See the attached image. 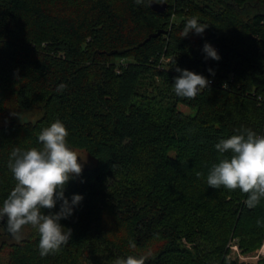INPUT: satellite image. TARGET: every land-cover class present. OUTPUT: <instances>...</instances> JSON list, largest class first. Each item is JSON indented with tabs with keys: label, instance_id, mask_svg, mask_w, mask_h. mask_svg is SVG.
Instances as JSON below:
<instances>
[{
	"label": "trees",
	"instance_id": "obj_1",
	"mask_svg": "<svg viewBox=\"0 0 264 264\" xmlns=\"http://www.w3.org/2000/svg\"><path fill=\"white\" fill-rule=\"evenodd\" d=\"M193 18L208 28L182 38ZM205 43L219 61L205 59ZM176 67L212 81L178 97L194 115L173 108L164 117L135 101L143 76L172 87ZM260 96L264 0H0V207L16 183L11 153L42 147L40 132L56 120L68 146L96 160L66 186L69 202L83 197L60 221L68 244L41 257L39 234L25 226L31 233L9 246L5 264H115L148 250L145 264H245L228 258L227 244L262 246L264 201L249 209L246 194L212 189L207 175L225 158L220 139L238 129L264 136ZM33 109L40 118L24 120Z\"/></svg>",
	"mask_w": 264,
	"mask_h": 264
},
{
	"label": "clouds",
	"instance_id": "obj_2",
	"mask_svg": "<svg viewBox=\"0 0 264 264\" xmlns=\"http://www.w3.org/2000/svg\"><path fill=\"white\" fill-rule=\"evenodd\" d=\"M207 28L208 25L199 23L197 19H189L181 35L182 38L193 32L202 35ZM202 52L206 60L221 59L209 43L203 45ZM175 70L179 75L174 78L173 88L178 97L193 99L208 89L210 81L203 75L179 67ZM208 71L210 75L215 74L212 69ZM64 87L60 85L61 89ZM68 136L65 125L56 120L40 132L38 140L42 147L27 151L17 148L9 160L8 166L16 183L0 207V218L6 217L7 229L16 238L20 237L25 226L35 229L39 234L41 257L55 254L68 244L72 230L66 229L60 221L69 219L83 199L80 195H73L69 202L65 197L67 184L81 176V161H86L68 146ZM215 149L225 158L212 165L207 175L209 187H223L229 191L239 189L247 195V208H257L264 201V136L251 129H238L230 138L220 139ZM58 202L59 211H52ZM44 210H48V214ZM129 248L136 250L135 241H129ZM151 255V250H148L139 257L118 258L115 264H145Z\"/></svg>",
	"mask_w": 264,
	"mask_h": 264
},
{
	"label": "rangeland",
	"instance_id": "obj_3",
	"mask_svg": "<svg viewBox=\"0 0 264 264\" xmlns=\"http://www.w3.org/2000/svg\"><path fill=\"white\" fill-rule=\"evenodd\" d=\"M140 97L136 99V102L144 101L145 105H150L156 110H162L163 116L168 109H177L189 115L196 113L195 109H191L187 105L180 103L178 96L175 94L173 86L167 85L163 80L158 77H152L145 75L140 81L138 87ZM41 111L39 109H33L23 115L24 120H33L40 118ZM82 159L83 169L91 168L96 165V160L89 154L83 151H76ZM174 157L175 155L172 154ZM6 224V222H4ZM8 230H4L2 219H0V264H5L9 259V246L17 244L27 238L31 233L29 228H25L19 238L14 237ZM186 243V242H185ZM190 247V246H189ZM228 258L237 260L245 264H256L264 260V242L262 246L250 253H245L240 247L238 238L230 237L227 244Z\"/></svg>",
	"mask_w": 264,
	"mask_h": 264
},
{
	"label": "water",
	"instance_id": "obj_4",
	"mask_svg": "<svg viewBox=\"0 0 264 264\" xmlns=\"http://www.w3.org/2000/svg\"><path fill=\"white\" fill-rule=\"evenodd\" d=\"M151 5H152L153 9L158 11V12H163L166 10V5H164V4L160 5V4H157L155 2H152Z\"/></svg>",
	"mask_w": 264,
	"mask_h": 264
},
{
	"label": "built area",
	"instance_id": "obj_5",
	"mask_svg": "<svg viewBox=\"0 0 264 264\" xmlns=\"http://www.w3.org/2000/svg\"><path fill=\"white\" fill-rule=\"evenodd\" d=\"M210 83H212L211 80H210ZM259 100H260V102H261V101L264 102V96H260V97H259Z\"/></svg>",
	"mask_w": 264,
	"mask_h": 264
}]
</instances>
